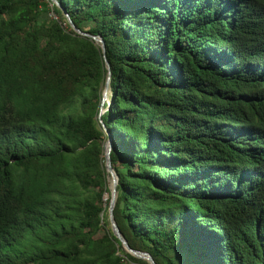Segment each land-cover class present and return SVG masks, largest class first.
Wrapping results in <instances>:
<instances>
[{
    "label": "trees",
    "instance_id": "trees-1",
    "mask_svg": "<svg viewBox=\"0 0 264 264\" xmlns=\"http://www.w3.org/2000/svg\"><path fill=\"white\" fill-rule=\"evenodd\" d=\"M0 0V264H264V0ZM104 104V105H103Z\"/></svg>",
    "mask_w": 264,
    "mask_h": 264
},
{
    "label": "water",
    "instance_id": "water-1",
    "mask_svg": "<svg viewBox=\"0 0 264 264\" xmlns=\"http://www.w3.org/2000/svg\"><path fill=\"white\" fill-rule=\"evenodd\" d=\"M50 2L52 4H55L60 9H62L64 15L67 18V21L69 22L70 26L72 27V29L74 31H76L81 36H84V37H87V38L94 40L95 43L101 47L103 58L105 60L106 68L108 71L107 80H106L105 88H104V92H103V101L104 102L106 101L108 103V107L106 109H103L99 115L100 123L102 124L103 127H105V124H104L103 120L101 119V116L109 109V106L111 104V99L109 97L111 96V80H112V72H111L110 63L108 62L107 57H106V51H107L106 43L101 36L91 35L87 32H84V31L78 29L76 27V25L74 24V22L72 21V19L70 18V15L62 7V5L59 3L58 0H50ZM105 131L109 137L108 141L106 143V147H105V169H106L107 174H108V180L110 181V178H111V184L109 183L110 203H109V207H108V219H109V223H110L112 232L116 236V238H118L122 242L123 248L125 249V251L127 253L133 255L137 259L145 260L149 264H157L150 253L135 250L129 245L128 241L123 236V234H122V232H121V230H120V228L116 222V219L114 216V210H115L117 198H118L117 187H118V182H119V176L116 173V171L113 167V164H112V160H111V153H112V149H113L112 138H111L110 132H108V130L106 128H105Z\"/></svg>",
    "mask_w": 264,
    "mask_h": 264
},
{
    "label": "rangeland",
    "instance_id": "rangeland-1",
    "mask_svg": "<svg viewBox=\"0 0 264 264\" xmlns=\"http://www.w3.org/2000/svg\"><path fill=\"white\" fill-rule=\"evenodd\" d=\"M109 181V180H108ZM109 183H110V181H109ZM109 186V185H108ZM110 198V195H107L106 194V196H105V201L107 200V199H109ZM142 260V259H141ZM143 261H145V260H143ZM137 264H143V263H137Z\"/></svg>",
    "mask_w": 264,
    "mask_h": 264
},
{
    "label": "bare ground",
    "instance_id": "bare-ground-1",
    "mask_svg": "<svg viewBox=\"0 0 264 264\" xmlns=\"http://www.w3.org/2000/svg\"><path fill=\"white\" fill-rule=\"evenodd\" d=\"M104 105V104H103ZM110 184H111V178H110Z\"/></svg>",
    "mask_w": 264,
    "mask_h": 264
}]
</instances>
